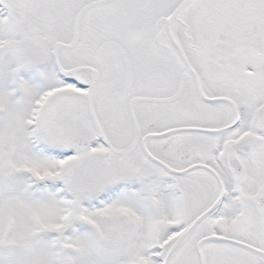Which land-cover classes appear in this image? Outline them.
Wrapping results in <instances>:
<instances>
[{
  "label": "snow or ice",
  "instance_id": "snow-or-ice-1",
  "mask_svg": "<svg viewBox=\"0 0 264 264\" xmlns=\"http://www.w3.org/2000/svg\"><path fill=\"white\" fill-rule=\"evenodd\" d=\"M0 264H264V0H0Z\"/></svg>",
  "mask_w": 264,
  "mask_h": 264
}]
</instances>
